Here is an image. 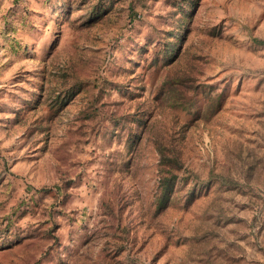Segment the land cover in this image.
<instances>
[{
	"label": "rangeland",
	"instance_id": "1",
	"mask_svg": "<svg viewBox=\"0 0 264 264\" xmlns=\"http://www.w3.org/2000/svg\"><path fill=\"white\" fill-rule=\"evenodd\" d=\"M0 264H264V0H0Z\"/></svg>",
	"mask_w": 264,
	"mask_h": 264
},
{
	"label": "trees",
	"instance_id": "2",
	"mask_svg": "<svg viewBox=\"0 0 264 264\" xmlns=\"http://www.w3.org/2000/svg\"><path fill=\"white\" fill-rule=\"evenodd\" d=\"M162 158L163 159H167L166 156L162 155ZM160 185L162 187V195H164V200H166V193L167 191L172 187V180L171 178H168V177H163L161 182H160Z\"/></svg>",
	"mask_w": 264,
	"mask_h": 264
}]
</instances>
